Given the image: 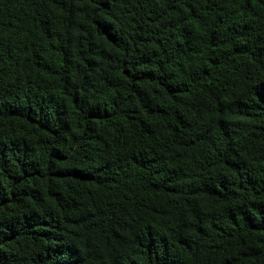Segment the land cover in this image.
Returning a JSON list of instances; mask_svg holds the SVG:
<instances>
[{
	"label": "trees",
	"instance_id": "obj_1",
	"mask_svg": "<svg viewBox=\"0 0 264 264\" xmlns=\"http://www.w3.org/2000/svg\"><path fill=\"white\" fill-rule=\"evenodd\" d=\"M0 264H264V0H0Z\"/></svg>",
	"mask_w": 264,
	"mask_h": 264
}]
</instances>
